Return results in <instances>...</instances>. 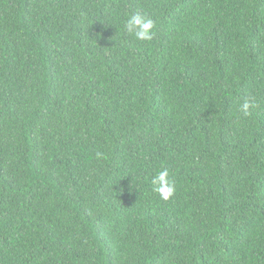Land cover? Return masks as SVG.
<instances>
[{"label":"trees","instance_id":"trees-1","mask_svg":"<svg viewBox=\"0 0 264 264\" xmlns=\"http://www.w3.org/2000/svg\"><path fill=\"white\" fill-rule=\"evenodd\" d=\"M0 264H264V0H0Z\"/></svg>","mask_w":264,"mask_h":264},{"label":"clouds","instance_id":"clouds-1","mask_svg":"<svg viewBox=\"0 0 264 264\" xmlns=\"http://www.w3.org/2000/svg\"><path fill=\"white\" fill-rule=\"evenodd\" d=\"M126 33L131 34L138 41H150L153 38V29L155 28V21L146 13L136 12L128 15L123 24ZM259 104L255 96H247L241 106L240 110L244 115H249L250 110L256 109ZM102 153H97V157H101ZM153 192L159 194L160 198L167 201L173 197L176 191V181L171 175L167 167H162L155 175L151 177L150 181Z\"/></svg>","mask_w":264,"mask_h":264}]
</instances>
